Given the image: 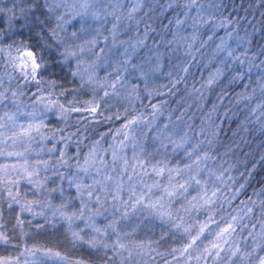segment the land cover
Instances as JSON below:
<instances>
[{"label": "trees", "instance_id": "16d2710c", "mask_svg": "<svg viewBox=\"0 0 264 264\" xmlns=\"http://www.w3.org/2000/svg\"><path fill=\"white\" fill-rule=\"evenodd\" d=\"M162 1L158 0L153 8H140L127 18L138 19L134 28L141 34L144 32L143 41L132 57L134 63L151 47V39H166L168 43L171 28L183 16L185 6L199 4L202 0H174L165 6L161 5ZM25 2L29 15L18 26L14 37L27 45L40 67L36 74L16 78L17 85L21 84L14 94L15 103L26 104L37 95H44L50 101H59L60 106L44 114L40 133L37 137L34 133L29 140L31 143L23 147L29 146L47 162L54 153L61 157L62 163L39 167V188L24 178L8 191L0 187V264H128L116 253L113 243L80 239L74 236L67 222L46 217L45 205L62 207L63 194L75 197L74 167L82 165L92 151L103 162L110 160L111 136L134 118L147 117L150 105L155 103L156 108L164 110L157 121L165 117L168 124L172 123L170 127L183 132L186 140L195 146L194 150L211 162L209 166L214 176L225 175L230 184L223 195H215L209 205L181 212L179 205L171 204L170 216L155 218L151 226L145 223L137 228L132 244L137 249L141 244L146 245V252L137 255L141 257L133 264H259L264 257V229L257 222L258 218L264 220V0H220L219 11L209 16L202 28V36L209 34L210 41L222 35L224 29H232L237 35L242 31L251 33L252 48H258V63L261 61L256 66L259 82L255 88L244 82L246 75L240 66L237 67L238 77L230 85L222 86L220 79L207 93L202 91L198 80L200 60L192 52L194 65L190 62L181 65L183 70L173 72L170 79L174 80L161 86L151 102L124 113L109 112L98 102L90 104V92L62 60L57 34L53 36L54 18L47 1ZM215 22L219 25L212 30ZM0 32L4 33L1 26ZM2 37L4 45L12 41L10 35ZM230 73L226 72L224 78ZM6 104L12 107L10 101ZM208 111L211 115L205 119ZM55 140L59 144L52 146ZM129 143L134 141L126 139L123 146ZM138 143V157L145 159L146 164H155L164 173L174 168L175 172L187 169L179 141L158 145L146 135ZM249 209L253 212L249 213ZM180 215L185 218V224H178ZM210 216L216 223H209ZM232 217L239 220L236 231L226 237L227 243L223 238L218 241L223 245L224 258L214 260L213 250L212 256L205 259L202 250L214 241L221 228L232 222ZM205 224L207 230L197 244L181 255ZM237 249V255L229 260L232 251ZM254 249L255 255H249ZM198 256L201 259L197 260Z\"/></svg>", "mask_w": 264, "mask_h": 264}, {"label": "rangeland", "instance_id": "374dc122", "mask_svg": "<svg viewBox=\"0 0 264 264\" xmlns=\"http://www.w3.org/2000/svg\"><path fill=\"white\" fill-rule=\"evenodd\" d=\"M46 1L48 9H52L53 29L60 43L62 60L90 92V104L98 102L109 112L124 113L142 103L151 102L158 89L174 80L170 79V75L183 70L181 65H188L189 62L194 65L193 54L200 60L199 88L206 93L217 80H223L222 86L230 85L238 77L237 67L240 66L243 69L241 72L246 75L245 83L255 88L259 82L255 73L261 61L258 63L257 46V49L252 48L250 32L242 31L237 35L232 29H224L222 35L215 36L211 41L209 34L202 36V28L209 16L219 11L220 0H202L199 4L186 5L183 16L171 28L168 43L166 39H151V47L135 63L132 57L143 41L144 32L141 34L134 28L138 19L131 21L127 18L140 8H153L158 0ZM172 2L174 0H164L161 5ZM26 3L25 0H0V26L4 29L3 34L0 32V187L6 191L23 178L39 188V167L62 163L61 157L54 153L49 156L48 163L29 146L23 147V144L31 143L29 140L34 133L35 137L40 133L44 114L60 106L59 101H50L44 95H37L26 104L15 103L14 94L21 84L17 85L16 78L36 74L38 69L33 67V61L37 63L32 51L14 37L18 26L29 15ZM57 3L60 4L58 8L55 7ZM58 16L62 18L58 20ZM218 25L215 22L212 30ZM2 35H10L12 41L4 45ZM228 71L231 73L225 79ZM7 101L12 107L6 104ZM157 106L156 103L151 104L147 117L134 118L132 124L123 126L111 136L110 160L103 162L92 151L82 165L74 167L73 175L77 179L74 183L75 197L69 198L62 193L65 203L62 207L51 203L45 205L46 217L67 222L74 236L80 239L113 243L116 253L128 264L135 263L141 257L137 255L146 252V245L138 246L140 251L132 244L137 228L145 223L151 226L155 218L170 216L168 207L171 204L179 205L181 212L209 205L216 197L222 196L230 184L227 176H214L209 166L211 162L194 150L195 146L186 140L183 132L170 127L172 123L168 124L165 117L157 121L164 111ZM210 115L208 111L205 119ZM146 135L158 145L179 141L184 164H192V169L177 173L174 168L169 174H159L160 169L155 164H146L145 159L138 157V141ZM126 139L134 143L125 144V148L123 141ZM55 144L59 142L55 140L52 146ZM197 157H200L199 172L197 165L193 164ZM193 175L200 180L199 185L192 181L183 195H167L165 189L172 191L173 186L190 181ZM176 191L183 190L177 188ZM89 192H92L91 196ZM141 195L144 199L137 204ZM193 197L196 199L193 200ZM205 200L211 202L205 204ZM180 219L178 224L186 223L181 215Z\"/></svg>", "mask_w": 264, "mask_h": 264}, {"label": "snow or ice", "instance_id": "6c2138e0", "mask_svg": "<svg viewBox=\"0 0 264 264\" xmlns=\"http://www.w3.org/2000/svg\"><path fill=\"white\" fill-rule=\"evenodd\" d=\"M64 2L66 3V0H64ZM193 2H195V0H193ZM55 7H60V4L57 3L55 4ZM50 11L52 9H49ZM62 17H57V19H61ZM53 31V36L56 35V32H55V29L52 30ZM28 55L31 57L32 56V53L29 52ZM33 67L34 68H38L40 67V65L38 64H35V61H33ZM212 81H209V83H211ZM92 111H95V109H93ZM134 121H129V124H132ZM190 155V154H189ZM199 161H200V157H197V160L196 161H193V164H196L197 165V172H199ZM125 164H127V161H125ZM192 164H188V165H185L186 168L188 169H192ZM177 173H179L180 169H177L176 170ZM163 173V169L160 170V173L159 174H162ZM110 179V178H108ZM192 181H195V183L197 185L200 184V180L197 179L196 175H193L191 177V180L190 181H186L184 184H179V185H176V186H173V190L172 191H168L167 189H165L167 195L169 197H176L177 195H183L184 193H186L188 191V188L191 186V182ZM91 187V186H89ZM182 189L183 191L181 192H177L176 189ZM92 195V192H89V196ZM133 195H135V192L133 191ZM114 198H117V197H114ZM144 197L143 195H141L136 203L139 204L143 201ZM196 197H193V200H195ZM205 204H208L210 203L211 201L210 200H205L204 201ZM264 203V202H262ZM154 207V205H153ZM249 213H252L253 212V209H249L248 210ZM262 214H264V210H262ZM240 219H243V217H241ZM259 224H260V227L261 229H264V220H261L258 218V221H257ZM209 223H216V221L210 216L209 217ZM239 224V220L237 217H232V222L228 223L226 227H223L220 229V231L216 234V237L214 238V241H210L209 242V246L205 247L202 251H203V254H204V258L205 259H208L209 256H212V252L213 250H215V256L213 257L214 260H222L224 257L221 255V249L223 247V245L221 243H219L218 241H220L222 238L224 239V242L227 243V239L226 237L227 236H230L233 232L236 231V227L237 225ZM207 227L208 225L205 224L204 226H202L199 230V232L197 233L196 236L192 237V240L190 241L189 244H187L183 250V252L181 253V255H184L185 253L188 252V250L190 248H192L194 245L197 244V242L200 240V237L205 233V231L207 230ZM246 227V225H245ZM256 225L254 224L253 225V228H255ZM187 231V230H186ZM241 231H243V228H241ZM249 235H252V233L250 232ZM237 252H238V249L235 250V251H232L231 253V256L228 257L229 260L232 259V257L236 256L237 255ZM249 255H255V249L253 250L252 253H250ZM191 259V257H190ZM197 260L201 259V257H196ZM259 264H264V257H261L260 258V261H259Z\"/></svg>", "mask_w": 264, "mask_h": 264}]
</instances>
